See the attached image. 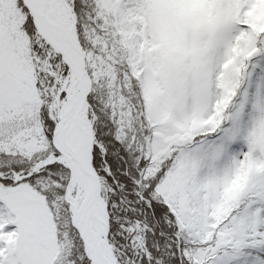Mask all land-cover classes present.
Wrapping results in <instances>:
<instances>
[{
    "label": "snow or ice",
    "instance_id": "6c2138e0",
    "mask_svg": "<svg viewBox=\"0 0 264 264\" xmlns=\"http://www.w3.org/2000/svg\"><path fill=\"white\" fill-rule=\"evenodd\" d=\"M0 264H264V0H0Z\"/></svg>",
    "mask_w": 264,
    "mask_h": 264
}]
</instances>
